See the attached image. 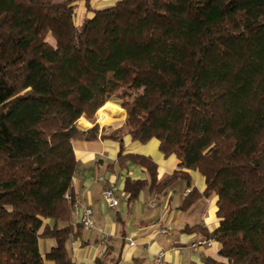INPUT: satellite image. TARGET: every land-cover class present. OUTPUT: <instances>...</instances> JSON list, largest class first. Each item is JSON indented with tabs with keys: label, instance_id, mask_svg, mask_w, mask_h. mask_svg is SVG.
Instances as JSON below:
<instances>
[{
	"label": "trees",
	"instance_id": "trees-1",
	"mask_svg": "<svg viewBox=\"0 0 264 264\" xmlns=\"http://www.w3.org/2000/svg\"><path fill=\"white\" fill-rule=\"evenodd\" d=\"M75 14L73 0H0V264H72L83 227L59 226L72 142L98 138L148 174L125 179L128 202L182 183L180 210L215 194L218 227L182 229L219 245L226 261L203 264H264V0H115L81 25ZM108 102L126 112L112 130L94 119ZM123 135L157 140L177 169L157 180L149 158L122 154ZM39 238L53 241L44 257Z\"/></svg>",
	"mask_w": 264,
	"mask_h": 264
},
{
	"label": "crops",
	"instance_id": "crops-1",
	"mask_svg": "<svg viewBox=\"0 0 264 264\" xmlns=\"http://www.w3.org/2000/svg\"><path fill=\"white\" fill-rule=\"evenodd\" d=\"M73 4L76 8L75 22L81 25L84 18L91 15L92 10L112 7L115 0H88L91 11L86 10L84 0H73ZM108 103L106 105L120 112L114 115L106 110L107 115L113 119H106L105 123L100 122L97 113L96 123L112 130L121 126L126 112L118 105ZM81 120L86 122V126L80 124ZM112 122L118 124L109 125ZM78 125L87 130L92 127V120L83 116ZM122 146L123 155L149 158L156 165V178L159 181L177 169L175 156L165 157L159 151V143L155 139L138 143L123 135ZM72 148L77 162L72 178V194L79 198L83 206L91 208L93 222L91 229H82L80 236L68 243L72 264H112L111 259H116V264H152L154 255L159 251L164 252L163 264H203L207 258L226 261L219 256V245L215 241H212L210 247L198 246L192 249L190 246L202 241L203 236L198 232H182L186 226H199L206 232L214 231L218 227L215 194L198 199L187 210H180L182 199L190 190L182 183L161 195L143 191L136 200L128 202V195L123 191L125 179L146 180L148 174L144 168L131 161L120 165L117 160L120 145L117 141L100 138L93 141H74ZM100 177L117 187V207H109L102 199L104 184L98 180ZM191 178V187L202 192L203 177L198 172H191ZM79 221L80 213L72 210L70 221L60 223L59 226L70 224L75 227ZM165 228L170 233L158 236L159 230ZM101 235L106 237L105 245L99 244ZM129 239L133 245H130ZM52 245V240L39 238L40 255L44 257Z\"/></svg>",
	"mask_w": 264,
	"mask_h": 264
},
{
	"label": "built area",
	"instance_id": "built-area-1",
	"mask_svg": "<svg viewBox=\"0 0 264 264\" xmlns=\"http://www.w3.org/2000/svg\"><path fill=\"white\" fill-rule=\"evenodd\" d=\"M98 180L104 184V188L101 192L102 199L109 207H117L119 204V200L117 197L118 189L115 184L108 182L103 177L98 178ZM68 200L72 201V210L80 213V221L79 223L82 225L83 229H91L93 227L92 222V210L89 207L83 206L76 195L67 196ZM170 233L169 229H160L157 233L158 236H166ZM130 245H133V242L130 241ZM100 245L106 244V237L104 235L100 236L99 240ZM212 244V240H202L199 243H194L190 246V248L195 249L198 246H207L210 247ZM164 252L159 251L153 257L152 264H163ZM83 264V263H79Z\"/></svg>",
	"mask_w": 264,
	"mask_h": 264
},
{
	"label": "rangeland",
	"instance_id": "rangeland-1",
	"mask_svg": "<svg viewBox=\"0 0 264 264\" xmlns=\"http://www.w3.org/2000/svg\"><path fill=\"white\" fill-rule=\"evenodd\" d=\"M47 41L50 42V43H53V42H52V39L49 38V37L47 38ZM118 106H119V105H118ZM119 107H120V106H119ZM120 108H121V107H120ZM121 109H122V108H121ZM97 113H98L99 117L101 118L102 123H105V120H106V117H107V116H106L105 114L102 115L101 113H99V111L95 113V116H94L95 122H97L96 119L98 118ZM97 124H98V126H99L100 128H105V126L101 125L100 123H97ZM117 124H118V122H112V123H110L109 125H114V126H115V125H117ZM106 129H107V128H106Z\"/></svg>",
	"mask_w": 264,
	"mask_h": 264
},
{
	"label": "bare ground",
	"instance_id": "bare-ground-1",
	"mask_svg": "<svg viewBox=\"0 0 264 264\" xmlns=\"http://www.w3.org/2000/svg\"><path fill=\"white\" fill-rule=\"evenodd\" d=\"M106 110L109 111V112H111L114 115L120 112V111H118L116 108H114L112 106L105 105L104 107L101 108V110L99 111V113H101L102 115L105 114L107 116L106 119H113V118H110L107 115Z\"/></svg>",
	"mask_w": 264,
	"mask_h": 264
}]
</instances>
